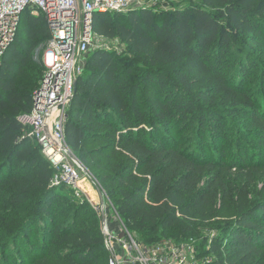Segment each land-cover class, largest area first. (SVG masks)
<instances>
[{
    "label": "trees",
    "instance_id": "trees-1",
    "mask_svg": "<svg viewBox=\"0 0 264 264\" xmlns=\"http://www.w3.org/2000/svg\"><path fill=\"white\" fill-rule=\"evenodd\" d=\"M198 2L94 14V33L118 39L125 53L95 49L85 59L65 139L135 239L179 241L206 224L214 232L207 264H264V153L254 163L236 139L235 161L201 154L229 120L264 151V59L256 57L264 54V0ZM28 17L0 61V253L18 241L38 261L108 264L97 213L84 197L61 207L66 187L51 186L53 169L21 119L42 77L31 52L48 36L41 14ZM257 67L261 94L246 88ZM241 118L245 127L234 123ZM181 126L194 130L195 147L180 143ZM246 192L244 204L237 196Z\"/></svg>",
    "mask_w": 264,
    "mask_h": 264
},
{
    "label": "built area",
    "instance_id": "built-area-1",
    "mask_svg": "<svg viewBox=\"0 0 264 264\" xmlns=\"http://www.w3.org/2000/svg\"><path fill=\"white\" fill-rule=\"evenodd\" d=\"M134 5V0H0V61L15 39L21 14H41L48 28L42 77L33 96V108L21 119L30 125L32 141L53 169L51 186L66 187L74 198L84 197L100 213L108 264H200L191 257L194 241L145 244L135 239L120 220L121 229L113 232L107 220L106 210L111 206L105 192L65 139L64 123L74 84L91 43L98 37L93 31L94 14L126 12L136 8ZM89 187L96 191L94 199L87 195Z\"/></svg>",
    "mask_w": 264,
    "mask_h": 264
},
{
    "label": "rangeland",
    "instance_id": "rangeland-1",
    "mask_svg": "<svg viewBox=\"0 0 264 264\" xmlns=\"http://www.w3.org/2000/svg\"><path fill=\"white\" fill-rule=\"evenodd\" d=\"M134 3H135L134 6H136V8H138L139 6H144V7L151 8V9L158 10V11H171L172 9H175V8H182L183 9L185 7H189L190 5L200 4L198 2V0H191V1H182V0H168V1L134 0ZM28 20H29L28 13L23 12L20 16L19 24L17 27V34L19 36H22V34L24 33V28L27 25ZM23 39L25 40V37ZM44 45H45V39L40 41L39 44L31 52V58H32L34 64L40 65V67H42V68H43L42 56H43L44 50H45ZM95 49H104V50H108V51H113L116 54H124L125 53L124 46L118 39H106V38L96 37V39H94L90 45V49H89V52L87 54V57ZM258 49L260 51L262 48H258ZM235 51H236V48L232 47L231 54L236 56V55H238V53L236 54ZM256 57H258L260 60H262V59H264V54H260V55L258 54V55H256ZM229 64L232 65L233 61L230 62ZM230 69H232V67ZM260 83H261V79H260V74H259V70L257 67V68H254L253 71L251 72L250 78L248 79V83H246L247 84L246 88L253 89V90H255V92H258L259 94H261L262 90H261V86H260L261 84ZM234 123H237L240 127H245L246 120L241 118L240 121L235 120ZM227 127H230V130L227 129V131H226L225 129H223V132H222L223 134H222V136L220 135L218 137L219 141L217 142V144L212 143L213 140L208 135L204 136V138L207 136L208 142H211L212 144L207 143L206 149H204L203 153H201V154L204 155L205 157H208V158L214 157L216 159V158H219V156H220V158L223 160L235 161L234 159L238 158V156H239L237 154V152L234 151L235 147H236L235 141H237L236 139H239V140H242L245 142L246 152L252 153L254 155L253 159H251V158L250 159L254 163H260V164L263 163V156L262 155H263L264 151L261 150V148H259V144L257 143L255 136L253 137L251 135H244L241 133L238 134L237 133L238 132L237 127H236V125H233V121H231V120H229ZM182 128H184V127L181 126L176 132V135L177 134L180 135V138H179L180 143L182 145H185V147H188L189 149L195 147L197 144L196 140H197L198 136H196L194 130H190V131L184 130L181 133L180 131ZM170 133L172 136H175V133H173V132H170ZM197 147H199V145ZM197 147L195 148L196 153H198ZM89 174L93 177V175L91 173H89ZM233 177L234 178L232 180L236 181L237 178H235V176H233ZM236 183H239V181H236ZM261 184H262V180H260V178H255V183H253L255 191L259 190V188L261 187ZM58 192L61 194V196L63 195L62 200L60 202L61 207H64L70 201L75 203V204H80V202H82L81 201L82 198L81 199L74 198L73 193L70 192V190H68L67 188L61 187L58 190ZM95 194H96L95 189L93 187L92 188L89 187V191L87 193L89 199H94ZM237 197H238V201L241 198V201H244V204H245L246 201L251 200L252 195L250 193L246 192V193L240 194ZM219 206H221V204L218 205V208H219ZM90 207L97 213L100 228L102 229L100 213L97 210H95L92 207V205H90ZM87 210L90 211L88 208H87ZM226 213H228V212L225 211L223 214H226ZM106 214H107V220H108L109 228L112 229L113 232H118L119 229H121L120 223L118 222V220H120V222H122V221L119 217L117 218L116 212L112 206L106 210ZM220 219H223V217ZM64 220H66V218L61 220V221H64ZM211 229H213V228L211 226H207L206 224L200 225V226H197L196 231L193 234L186 236L185 238H181L179 241H175V240H172V241H174V242H185V243H188L190 241H194L195 245L192 247V249L190 251L191 257L196 258V260L199 261L200 264H207V262L209 261V255L205 254L204 252L206 250H208L209 245L211 243V239L214 235V232ZM18 244H19V242L16 241L15 245H11L7 249V251H4L5 253H3V254L0 253V262H2L3 255L5 254L7 257L6 259H7L8 264L10 262H12V260H13L12 264H52V262L38 261L37 257H35V255H34V253L36 251H31L27 247V245L20 246V248L19 247L16 248L15 246ZM16 249H20L21 252H17ZM7 252H8V254H7Z\"/></svg>",
    "mask_w": 264,
    "mask_h": 264
},
{
    "label": "water",
    "instance_id": "water-1",
    "mask_svg": "<svg viewBox=\"0 0 264 264\" xmlns=\"http://www.w3.org/2000/svg\"><path fill=\"white\" fill-rule=\"evenodd\" d=\"M75 89H76V82H75V84H74V92H75Z\"/></svg>",
    "mask_w": 264,
    "mask_h": 264
}]
</instances>
